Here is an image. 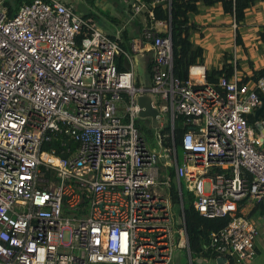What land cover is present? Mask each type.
I'll list each match as a JSON object with an SVG mask.
<instances>
[{
	"label": "built area",
	"instance_id": "obj_1",
	"mask_svg": "<svg viewBox=\"0 0 264 264\" xmlns=\"http://www.w3.org/2000/svg\"><path fill=\"white\" fill-rule=\"evenodd\" d=\"M123 1L130 18L112 37L57 0H33L13 16L0 0V264H172L181 243L191 258L184 190L201 216L229 220L201 254L252 264L264 225V214L251 216L264 204V112L255 116L264 78L234 69L212 84L196 65L181 80L171 18L155 12L173 0ZM136 16L138 35L125 37ZM148 56L150 86L139 87L135 61ZM142 95L157 121L171 113L162 152L136 125ZM59 135L74 141L66 158L44 149ZM160 162L175 166L178 229Z\"/></svg>",
	"mask_w": 264,
	"mask_h": 264
},
{
	"label": "trees",
	"instance_id": "obj_2",
	"mask_svg": "<svg viewBox=\"0 0 264 264\" xmlns=\"http://www.w3.org/2000/svg\"><path fill=\"white\" fill-rule=\"evenodd\" d=\"M119 1V0H116ZM150 4L152 0H142ZM264 0H188L186 2H180L179 0L172 1L171 11L165 8L164 5H159L156 9V19L168 22L169 18L172 21V42H173V71L174 75L181 80H187L189 78V71L192 66L202 65L204 62V49L195 44L193 38L199 31L198 25L194 22V18L206 10H210L217 6H221L222 9L228 14L235 16L238 23H241L245 19V11L253 5ZM74 11V10H73ZM9 16L15 14L8 13ZM86 19L91 16H85ZM260 38L264 41V28L260 32ZM238 43L243 45L241 36L238 35ZM228 62V60H227ZM225 62L221 71L212 70L207 72L206 79L209 83H216L221 76H231L233 73V67L231 64ZM264 78V70L255 73L253 80ZM264 115V114H263ZM170 133V126L164 128L161 131L162 136H166ZM177 142L185 133L184 129H178ZM66 144V148L63 146V142ZM166 146L170 145V138L164 139ZM74 147V141L70 136L59 135L57 140L45 146V150L56 149L57 154L66 158L69 156L67 149ZM179 150V144H177ZM174 175V174H173ZM172 197L175 203L178 202V197L175 193L176 188L172 189ZM193 197L189 198V205L185 203L184 214L186 220L187 231L190 240L191 251L202 252L203 248L210 243V236L212 232L219 231L227 226V218H215L208 219L201 216L194 208L192 204ZM257 214H264V204H260L254 208L251 216ZM209 256L210 254H204Z\"/></svg>",
	"mask_w": 264,
	"mask_h": 264
},
{
	"label": "crops",
	"instance_id": "obj_3",
	"mask_svg": "<svg viewBox=\"0 0 264 264\" xmlns=\"http://www.w3.org/2000/svg\"><path fill=\"white\" fill-rule=\"evenodd\" d=\"M32 1L33 0H5L4 7L8 13L10 12L16 14L23 6L31 3ZM57 1L65 4L71 10H74L72 5L77 3V0ZM112 1L113 0H97V3L98 6L105 8L106 13L102 15L104 20L110 19L113 22L115 19V24L119 27V22L128 21V19L125 18V14L127 13L126 6L123 0L115 2ZM107 9L111 10L112 15ZM216 14L220 16H226L227 22L224 21L223 25L227 24L230 27L229 32H223V34L221 32H216L213 26L214 24H210L208 22V20L213 19L214 15ZM193 20L196 22L199 28V31L194 36L193 40L195 44L201 46L204 49L205 59L200 66L204 67L206 72L210 71L208 70L209 59H213L215 57L219 47L222 45L225 49V52L222 57V63L220 64V67L217 71H221L223 69L227 60V63L231 64L233 67V72L235 69L240 76L245 78H253L256 72L264 70V41L260 38V32L264 28V2H259L256 5L248 8L245 11V19L241 23H238V28L236 30L233 27V16L226 13L221 6H217L210 10L208 9L202 14L196 16ZM134 22L135 19L130 22L131 24L128 26L127 31L124 32L125 37L133 38L138 35L142 27L143 19L140 17V22ZM238 35L241 36L243 45L238 43ZM230 48L234 49V54L226 52V50H229ZM136 60L139 62L140 67L143 68V75L140 73V71H138V66L135 68V73L136 75L138 74L136 79L138 78L141 83H136V85L139 87H149L151 81L149 74L150 56L137 57ZM117 66L121 71L129 68L127 62L120 58L117 60ZM196 77L200 78L201 76ZM198 81H200V79H198ZM146 83H148V86H146ZM168 115L169 119L167 124V120L165 119L162 121H157L156 124L149 122L147 123L148 127L150 129L156 128L158 131H161L162 129L164 130V128L167 129V127L170 126L169 121L171 118V113ZM257 249L258 254L252 264H256L257 258L260 257L262 253H264V231L257 240Z\"/></svg>",
	"mask_w": 264,
	"mask_h": 264
},
{
	"label": "rangeland",
	"instance_id": "obj_4",
	"mask_svg": "<svg viewBox=\"0 0 264 264\" xmlns=\"http://www.w3.org/2000/svg\"><path fill=\"white\" fill-rule=\"evenodd\" d=\"M116 0H113L112 2H115ZM72 8H74L75 14H77L80 17H85V16H91V19H93L94 24L97 29H99L102 33L110 35L114 37L116 35L117 30L119 29L118 26H116L115 22L116 20L114 19L113 22L110 19L104 20L102 15H104L105 8L98 6L97 0H77V3L72 5ZM108 10V9H107ZM108 12L111 14V10H108ZM112 15V14H111ZM125 18L129 19L130 15L127 13L125 14ZM218 21V22H217ZM227 22L226 16H220L218 14L214 15L213 19H209L208 22L210 24H214V28L216 32H229L230 27L227 24L223 25V22ZM140 22V17L136 16L135 17V22L138 23ZM225 52V49L223 48V45L219 47L217 53L215 54V57L213 59H209V64H208V70L212 71L218 70L220 67V64L222 63V57ZM227 53L234 54V49L230 48L229 50H226ZM239 58V57H238ZM136 65L139 67L138 71L142 73L143 75V68L140 67L139 62L136 60ZM138 76V74H137ZM137 84H141L138 78L136 79ZM146 86H148V83H146ZM157 98H155L156 100ZM167 105V104H166ZM166 121V124L168 123L169 115L163 113ZM249 120L253 121L254 116H249ZM136 125L140 127L142 130V134L146 137L150 147L152 150L156 152H162V147L159 145L160 141V135L159 131L156 128L150 129L147 125V123L144 120L141 119H136ZM255 135H258V131L255 130ZM179 158H180V163L182 164L181 160V152L179 151ZM168 160L172 161L170 157H168ZM159 167L162 168V176L160 179L166 184H170L173 188H178L177 185V179H176V171H175V166L172 164L171 166L164 167L163 163H159ZM174 174V175H173ZM183 186L185 188V181L183 180ZM158 190L165 194L166 193V188L164 186H159ZM205 191L209 192V183H206L205 185ZM184 194L186 196L185 203L188 206L189 205V199H188V193L186 190H184ZM173 214H174V223L176 225V228H179L178 225V217L181 214V206L177 203L173 204ZM248 212V211H245ZM264 231V225H262L261 232ZM172 264H216L215 260L211 256H203L200 252L197 251H191V258L188 255V252L180 247V245L177 246V248L174 251V257L172 260ZM256 264H264V253L260 255V257L257 258V263Z\"/></svg>",
	"mask_w": 264,
	"mask_h": 264
},
{
	"label": "water",
	"instance_id": "obj_5",
	"mask_svg": "<svg viewBox=\"0 0 264 264\" xmlns=\"http://www.w3.org/2000/svg\"><path fill=\"white\" fill-rule=\"evenodd\" d=\"M138 105L140 107L139 112V119L144 120L146 123L152 122L154 124L157 123V115L158 110L153 106L152 99L147 95L139 96L138 98ZM264 112V100L262 103V106L257 110L255 116L256 119L259 118L261 113ZM259 129L261 130L262 135L264 136V128L261 125H258ZM180 246H183V243L180 244ZM218 264H224V259H218Z\"/></svg>",
	"mask_w": 264,
	"mask_h": 264
},
{
	"label": "clouds",
	"instance_id": "obj_6",
	"mask_svg": "<svg viewBox=\"0 0 264 264\" xmlns=\"http://www.w3.org/2000/svg\"><path fill=\"white\" fill-rule=\"evenodd\" d=\"M190 72V71H189Z\"/></svg>",
	"mask_w": 264,
	"mask_h": 264
}]
</instances>
